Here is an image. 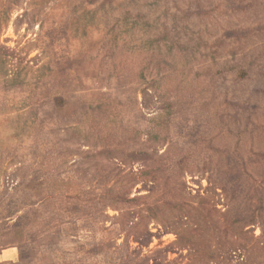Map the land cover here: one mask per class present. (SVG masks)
Returning <instances> with one entry per match:
<instances>
[{"label":"rangeland","instance_id":"1","mask_svg":"<svg viewBox=\"0 0 264 264\" xmlns=\"http://www.w3.org/2000/svg\"><path fill=\"white\" fill-rule=\"evenodd\" d=\"M0 264H264V0H0Z\"/></svg>","mask_w":264,"mask_h":264}]
</instances>
